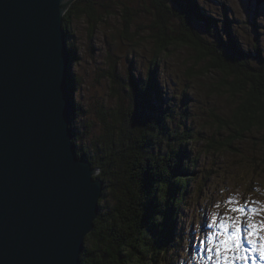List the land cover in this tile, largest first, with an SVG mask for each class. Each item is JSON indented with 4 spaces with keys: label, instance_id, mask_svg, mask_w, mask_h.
<instances>
[{
    "label": "trees",
    "instance_id": "obj_1",
    "mask_svg": "<svg viewBox=\"0 0 264 264\" xmlns=\"http://www.w3.org/2000/svg\"><path fill=\"white\" fill-rule=\"evenodd\" d=\"M102 1L76 0L64 16L71 51V94L76 96L78 87L85 86L83 80L95 77L94 71L101 72L99 79L110 81L109 89L113 92L107 99L91 103L87 99L82 105L78 91L80 98L76 97L73 108L71 126L78 155L99 167L98 176L104 180L100 214L95 229L85 239L81 261L82 264H180L187 245L183 246V235L180 236L175 222L184 216L186 191L200 175L197 169L200 161L193 157L194 147L208 139L206 152L235 150L232 140L219 143L202 131L196 134L195 127L200 122L195 121L194 111L187 112L188 107L194 108L189 101L196 102V96L187 92L198 89L206 96H212L213 91L228 93L233 98L236 107L232 124L223 121L220 108L211 104L204 107L209 127L230 129L235 136L244 131L263 134L258 143L262 157L252 162L260 166L264 162V36L263 41L255 36L254 43L241 41L247 20H242L240 26L236 23L232 34L214 30L218 22L214 14H206L210 4L217 5L213 0H137L151 17L148 27L139 28H143L140 32L148 38L152 56L148 58L146 71L138 64L144 57L138 58L135 52L127 60L128 67L122 69L119 61H112L111 57L101 63L89 55L86 58V53L80 55L81 47L73 38L75 17L85 18L91 24L90 38H94L91 33L105 23L102 13L110 7ZM148 1L150 5L146 4ZM215 1L235 14L249 2ZM123 3L116 15L124 22L118 41H123L120 44L127 48L129 45L124 42L136 39L137 10L141 9L132 10ZM238 17L234 19L239 23ZM253 27L258 30L257 23ZM168 55L182 57L179 66L188 77L182 91H172L169 86L175 80L165 68ZM254 62L258 65L254 66ZM250 74L255 77L248 78ZM169 121L171 126L167 124ZM180 125L185 127L184 131L174 135L172 130ZM86 136L88 143L81 146L79 143ZM195 138L197 143L191 144ZM178 140L184 142L177 143ZM212 170L211 166L208 171ZM191 236L186 242L192 241Z\"/></svg>",
    "mask_w": 264,
    "mask_h": 264
},
{
    "label": "water",
    "instance_id": "obj_2",
    "mask_svg": "<svg viewBox=\"0 0 264 264\" xmlns=\"http://www.w3.org/2000/svg\"><path fill=\"white\" fill-rule=\"evenodd\" d=\"M74 1L0 0V264H81L100 213L101 169L71 126Z\"/></svg>",
    "mask_w": 264,
    "mask_h": 264
},
{
    "label": "rangeland",
    "instance_id": "obj_3",
    "mask_svg": "<svg viewBox=\"0 0 264 264\" xmlns=\"http://www.w3.org/2000/svg\"><path fill=\"white\" fill-rule=\"evenodd\" d=\"M103 1L110 4V7L107 6L109 11L106 9V11L102 13L105 18V23H100L101 26L99 29L94 30V32L91 33L94 34V38H90L89 28L91 24H89L85 18L75 17L72 20L73 38L81 47L79 54L86 53L84 54L86 58L89 55L92 60H100L101 63L106 58L108 59V57H111L112 61H119L121 68L125 69L128 67L127 60L129 57H132V53L135 52V54L138 55V58H140V56L144 57L143 61L138 62V64L140 65L139 68L141 70L146 71L149 68L147 63L148 58L152 56L150 53L151 45L147 40L148 38L143 35L144 32H140L143 28H139V26L146 25L148 27L151 23L150 15L143 11L147 10L146 7L143 3L137 0ZM123 1L132 10H137L138 8L141 9V11L137 10L139 16L136 22V39L131 43L124 42L129 45L127 48L120 44L123 41H118V35L124 30V22H122V20L116 15L119 13L118 7H122V4H124ZM213 2L217 5L210 4L208 6L209 11H206V14H214L216 18L215 20L218 22V26H215L213 28L214 30L217 31L218 28L220 29V34H225L230 31L232 34L233 30L237 28L236 23L240 26L242 20H247L248 24L243 28V33L245 35L241 36V41L245 40L254 43L255 36L258 41H263L264 1L261 3H258L257 1H252V3L248 2L243 9L241 8L239 14L229 11L227 7L220 6L218 1L213 0ZM134 3H137V5ZM146 4L150 5V1ZM236 15L240 17H238L239 23L234 19ZM125 23L127 24V22ZM255 23L258 24V30L256 31H254L253 27ZM213 34L214 33L212 32V38ZM90 42L93 45L90 44ZM188 52L192 53L191 50ZM180 62H182V57L179 58L176 55H168L164 62L166 63L165 68L168 70L167 74L172 80H175V82L170 83L169 86L172 91L176 92L182 91V89L185 88V83L188 82H185L187 76H185L184 72L186 73V71L179 66ZM253 65L257 66L258 63L254 62ZM95 73L96 71H94V74ZM94 74L93 76L95 77L92 80H83L85 86L81 89L78 87V91L81 93L82 105L87 103H84L87 99L89 103L99 102L98 100L104 98L107 99L108 96L113 94L109 89L110 81H107L103 77L102 79H99L98 77L102 76L101 72ZM86 77L88 78V76ZM254 77V74L248 76L250 79H253ZM161 81H163V78ZM189 84H192V81ZM78 91L75 99L77 96L80 98ZM187 93L190 95L196 93L195 101L198 102L189 101V104L194 106V108L188 107L187 110L189 113L194 111L195 121L200 122L196 129L197 133L196 131L195 133L198 134L199 131H202L204 136L209 137L210 140L214 138V140L219 141V143H229V141L232 140V143H234L233 146L235 147V150L232 149L229 153L224 151H216L215 153H212L204 151L207 148L206 143L208 139L197 143L195 138L194 142H191V144L197 143L194 147L193 157L198 158L200 161V164L197 167L198 171H200V175L197 178V182L191 183L190 188L186 191V200L182 208L184 216L182 215L180 220L175 222V226L177 230H179L180 236L183 235V246L187 245L185 252H183L180 264H214V261L208 260V253L206 251L207 248L211 246L208 244V237L216 230L215 227L212 226L214 217L216 218V223L218 225L220 220L224 218L226 214L233 217L242 215L241 213L231 212V208L246 206L248 209V215L252 217L253 221L259 222L264 220V162L258 167L252 163L254 158L259 159L262 157L261 145L258 143H260L263 134H260L259 131L250 132L252 134L248 133L249 131H244L243 134L235 136L233 133L230 134V132H232L230 129H220L216 126L209 127L208 115L205 113L206 110H204V107L207 108L209 104H211L220 108L223 121L225 120L226 123L228 122L229 124H232V113L235 111L236 107L233 98H230L228 93L219 94L213 91L211 92L213 94L212 97L206 96L204 93L196 89H191ZM152 100H154V98L150 101ZM167 124L171 126V121ZM80 129L84 130V128L82 129V126ZM184 129L185 127L180 125L175 130H172V132L174 135L181 134ZM208 129H210V132H208ZM127 136L128 132L126 134V137ZM86 139L87 136L85 140ZM85 140H81L79 144L82 146L85 145L86 142L88 143V140ZM128 140L129 139H127V142ZM176 142L183 143L184 141L178 140ZM211 166L213 167L212 172L208 171ZM203 171L204 177L202 176ZM229 200H235L237 203L229 204ZM217 205H219V207H217ZM252 208H256L259 211L256 214H253L251 213ZM97 218L94 220L93 230L96 227ZM192 232H194L193 236H191ZM190 236L192 237V241L186 242L187 238ZM246 246L250 247L249 245ZM255 255L256 264H264V261L259 259V254L256 253ZM236 264H252L251 257L247 261L237 260Z\"/></svg>",
    "mask_w": 264,
    "mask_h": 264
},
{
    "label": "snow or ice",
    "instance_id": "obj_4",
    "mask_svg": "<svg viewBox=\"0 0 264 264\" xmlns=\"http://www.w3.org/2000/svg\"><path fill=\"white\" fill-rule=\"evenodd\" d=\"M228 203L236 204L237 201L229 200ZM230 211L242 215L233 217L226 214L218 225L213 218L212 226L216 230L208 237L211 245L206 250L208 260L214 264H236L237 260L247 261L251 257L252 264H256L255 254L258 253L259 259L264 261V234H261L264 233V220L253 221L246 206L234 207ZM258 211L251 209L253 214Z\"/></svg>",
    "mask_w": 264,
    "mask_h": 264
},
{
    "label": "bare ground",
    "instance_id": "obj_5",
    "mask_svg": "<svg viewBox=\"0 0 264 264\" xmlns=\"http://www.w3.org/2000/svg\"><path fill=\"white\" fill-rule=\"evenodd\" d=\"M75 1H76V0H75ZM75 1H74V2H75ZM74 2H73V3H74ZM73 3H72V4H73ZM72 4H71V5H72ZM206 78H207V77H206ZM207 79H208V78H207ZM212 80H213V79H212ZM192 83H193V82H192ZM195 88H196V87H195ZM197 90H198V89H197ZM200 92H201V91H200ZM195 94H196V93H195ZM193 96H195V95H193ZM197 96H199V95H197ZM215 96H216V95H215ZM191 97H192V96H191ZM211 97H212V96H211ZM196 102H197V101H196ZM197 103H198V102H197ZM210 103H211V102H210ZM194 104H195V103H194ZM186 106H187V105H186ZM206 106H207V105H206ZM198 108H199V107H198ZM200 108H201V107H200ZM195 109H196V108H195ZM193 110H194V109H193ZM197 110H198V109H197ZM199 110H200V109H199ZM201 110H202V109H201ZM191 112H192V111H191ZM197 113H198V111H197ZM201 113H202V112H201ZM193 115H194V114H193ZM196 116H197V115H196ZM193 124H194V123H193ZM196 125H197V127H195V128H198L199 123H197ZM201 127H202V126H201ZM194 135H195V134H194ZM153 172H154V171H153ZM85 239H86V238H85Z\"/></svg>",
    "mask_w": 264,
    "mask_h": 264
}]
</instances>
